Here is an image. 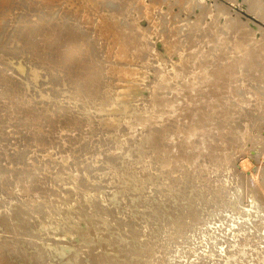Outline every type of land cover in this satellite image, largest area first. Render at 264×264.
Returning <instances> with one entry per match:
<instances>
[{
  "label": "rangeland",
  "instance_id": "1",
  "mask_svg": "<svg viewBox=\"0 0 264 264\" xmlns=\"http://www.w3.org/2000/svg\"><path fill=\"white\" fill-rule=\"evenodd\" d=\"M93 2L95 3L93 4ZM88 6H90V9ZM84 9H86V11ZM135 25L138 26L136 27ZM246 35L248 37H246ZM241 38L249 41V44L246 40L245 42ZM243 44L247 45V47L249 48H247ZM250 48L258 50H250ZM261 49L263 50V52ZM249 51H251L252 53L255 52V56L254 54L252 55V53H250ZM225 52H227L228 54ZM241 52H246L245 56L247 55L250 60L252 59L251 57L254 56L253 58L255 59H252L254 61H247L249 59H246L247 56L243 57L244 53L242 54L243 56H240ZM128 53L130 56H127ZM238 56L239 58H237ZM263 56L264 0H0V217L1 219L3 217L6 218L2 220L0 219V248L2 247V250L0 249V254L4 252L1 255L4 257L6 255V252L10 253L6 255L8 258L6 256L4 257L6 259H2V257L0 256V258L2 259H0V264H10V261L12 262L11 264H16V261L14 260L12 254H14V257L17 255L15 259L19 260H17L18 264L23 260L21 262L22 264L25 260H27V257L25 258V256H27L30 251L34 255H32L31 253V255H28V260L25 262L26 264H31L33 262V264H37V260L39 262L38 264L42 262H46L47 264L48 261L49 264H64V262H66L65 264H83V262L84 264H90V262L91 264H93L92 262L96 261L97 254L98 258L100 255L102 256V254H104L102 257L103 260H101V257L99 259V261L101 260L103 264L105 262V264H109L110 262H114L115 264V260H117V262L119 261L118 258H120V262H122L123 264H133V262L134 264H137L135 263V260L137 262L138 256L140 254L141 258H139L140 260H138V264H142V261L143 264H152L153 262V264H158V262H161L159 264H204V262L205 264H222V258L227 256L225 253L231 251L229 248H226L225 243V241L228 242L229 240H232V227L231 225H229V223L235 217L234 214H236V212L231 211V207L234 205V202H236L235 204H237L238 206L240 204V200V207H246V205H249L252 197V193L249 187L251 186V184H249V181H253L254 179L252 180V178H256L255 173L257 172L256 175H258L260 171L262 172H260L261 177L264 178V141L262 143L260 142V140H264L263 120L258 118L259 121H256V124L259 126V128L258 126L254 125L252 126L251 130L253 129V127L255 128V130L253 129L252 132L250 131V124H252L250 122H252L253 115L257 111L259 114L262 111L264 112V101L262 102V100H264V97H261V95L264 96V64H262L264 62ZM228 58H230V60ZM206 59L209 61L206 62ZM238 59L241 60V64L243 65L238 64L240 63ZM128 60L131 61L129 62ZM235 60H238V65L236 64ZM242 60L252 65L248 66L246 62H244V65V63H242ZM228 61H232V64ZM112 62H114V65ZM256 62L258 64L260 63L261 65L256 64ZM116 63L120 65L118 66ZM219 64L222 66V68L225 64L229 65L228 67H230L229 69L226 65L224 66L223 70L227 68L224 75V71L221 68L223 72H221V74L223 75H221V79L217 77L220 75V72L214 71L216 69H219L217 67ZM257 65L260 70H258ZM231 66L233 69H231ZM24 67L25 69H23ZM198 67L199 69H197ZM108 69H110V72ZM200 69L202 70V72H200ZM237 69L238 73L240 72L239 75L237 72H235ZM242 69L245 71L246 69H248V73H243L244 71ZM117 70H119V74H116ZM228 70L232 72V76L230 74V71ZM134 72L136 73L135 75ZM201 73H204L206 77ZM205 73L208 75H206ZM226 73L228 74L226 75ZM194 74H197V76L195 77ZM225 75L226 77H224ZM227 76L228 79H226ZM212 77H214L215 79L217 78L218 80H216L218 82L216 80L214 81ZM192 78L195 80H192ZM209 81L213 82V84H210ZM188 82H190V84ZM181 83H183V85L185 86L183 87ZM192 83L196 84L192 85ZM126 84H129V86ZM197 85L199 87V90ZM193 86L195 87L193 88ZM130 87L131 89H128ZM188 87H190V89ZM203 87L205 88L203 89ZM218 88L222 89L218 90ZM191 90H193L194 92H192ZM236 90L249 91L250 93L258 91V93L262 92L263 94L261 93L260 95L256 92L257 95L261 98L260 99L256 96V93L255 95L253 93V97H251V99H253H250V102L253 101V110L256 109V112L253 111L254 113H252L249 110H243V117H241L242 113L238 115L242 119L240 118L241 122H238L240 121L239 118V120H236L239 123H237L236 125H238L239 127L237 128L235 126V129H233V131H235L234 133L239 131L243 134V136L241 134L242 137L237 141L235 140L236 143H234V146L232 147L233 153L231 152L227 154L228 161L225 160V155L224 157H222V159L220 158L221 160L217 159L216 163L214 161H216V153L219 152V145L217 143L218 146L216 145V148L214 149L216 152H212V147L214 146V141L216 139V136L213 137V132L216 128L214 124L217 125L218 121L223 118L222 115H226L227 111L229 112V110L232 109L231 107H233L231 106L232 104L230 105V103V106L224 104V106L217 107V99L219 98L220 100H224V96L229 97V94L232 95V93ZM168 92L169 95L167 94ZM124 93L127 94V96L124 95ZM222 93H225L227 95L224 94V96L222 97ZM219 94L222 98L219 97ZM192 97L194 98L192 99ZM213 97L216 98L214 99ZM203 98L204 100L205 98L207 99L204 101ZM254 98L259 101V105L257 101V104H253L255 103ZM155 99L157 101L159 100L160 102L154 101ZM165 99H167L168 102ZM172 100L174 102H178L180 100V103H174ZM189 100L190 102H188ZM155 102L161 103L160 107H157L155 105ZM107 103L109 104V106L107 105ZM168 103H170L171 105H168ZM262 103L263 105H260ZM172 104H174V106ZM176 104L177 106L179 105L178 107L181 109H179ZM233 104L236 105L235 102ZM139 107L140 110L138 109ZM197 107L200 110H198ZM223 107L228 110H223L225 109ZM261 107L263 110L261 109ZM162 108L164 109V111ZM116 109L118 112H116ZM167 109L169 113L167 112ZM259 109L261 110L259 111ZM89 110L90 112H88ZM176 110L179 111L177 112ZM130 111L131 114L129 115ZM194 111L196 113L193 114ZM197 111H199V113H197ZM218 112H222V114L220 115L222 118L219 117ZM245 112L250 116H246ZM148 113L150 114L148 115ZM262 114V117L264 118V113ZM262 114H260V117ZM173 115L175 117H178L175 118ZM193 116L195 119L193 118ZM67 117L69 118L67 119ZM132 119L133 121L131 122ZM143 120L145 124H143ZM189 120H192V123ZM260 120L262 124H260ZM138 123H140V125ZM188 124L191 126H189ZM193 124L197 130H195ZM245 124L247 126V129L249 128L247 131V133H249V136L247 134V136L244 135L246 128ZM240 127L244 129L242 130ZM183 128H185V133ZM148 129L150 130L147 132ZM181 129L183 131H181ZM239 129H241L242 131ZM259 129H261L262 131ZM151 131L154 132V135ZM146 132L153 137L149 136ZM181 132L184 134H182ZM207 132H210V136ZM186 133H189V135H187ZM143 134L144 138H142ZM201 134L204 135L202 136ZM207 135L211 137V139H208ZM257 135H260L261 138L257 137ZM183 136L185 137L183 138ZM244 136L247 140L248 137L249 139H253L252 141H247ZM148 137H150L151 140ZM256 137L257 139L255 140L254 138ZM140 138L142 139L140 140ZM147 138L149 140H147ZM152 138H154V140ZM203 139L206 142H204ZM207 139L209 140L208 143ZM199 141L201 143H199ZM255 142L257 144H255ZM145 143H148L147 146ZM150 143L151 146L149 147ZM193 144L196 146H194ZM200 144L202 148H200ZM192 145L195 148H192ZM209 145H212V147L210 148ZM203 149H205L206 152H204ZM152 151H155V153H153ZM166 153H168L167 157ZM162 154L165 156H163ZM213 154L214 156H212ZM239 154L243 157H241ZM171 155L173 160L174 157L177 156L175 157V162L171 159ZM230 157H232L233 159ZM166 158L169 159L168 162ZM188 159L190 161H188ZM223 159L224 161H222ZM163 160L166 162H164ZM170 161L172 162V164ZM257 161L260 163L258 164ZM212 163L214 165L216 164V168ZM217 164L221 165L218 167ZM239 164H242L243 166L245 164L244 167H246L247 170ZM234 170H236V173L239 171L237 174H239L240 176L237 175V177L236 174L233 173ZM128 175L131 177H129ZM242 176L244 177V179L242 180H247L246 183L244 182L245 185L239 182L242 181ZM236 177L238 179L240 177L241 178L238 181ZM23 178L25 181L23 180ZM30 178L32 179L30 180ZM229 179L231 182L229 181ZM195 183L196 185H194ZM232 183L235 185H233ZM240 184L242 185L241 187L239 186ZM202 186L205 188H203ZM21 187L23 188L21 189ZM87 187L90 191H85L87 190ZM138 187H140V189ZM236 187L238 189L240 188L241 190H236ZM243 189H247L245 192H250L251 194L247 193V195L245 193V195H247L245 196ZM234 192H236L237 195H235ZM233 194L235 196H233ZM88 195L91 197H89ZM240 196L242 197V199ZM243 196L245 199L243 198ZM74 198L78 200L76 201ZM69 200H71V205L68 203L70 202ZM74 202H76V204ZM41 205L43 206L41 207ZM71 207L73 209H71ZM17 209L20 214L16 213V215H14ZM34 209L39 211H35ZM19 210L21 212L26 211L25 213H29L28 215L31 214L30 217L25 213H22V216H20L21 212ZM68 210L72 211L69 213ZM34 211L35 213H33ZM40 211L43 212L41 213V216L40 214H38V212L40 213ZM51 212L52 214L55 213L53 214V217ZM44 213L46 216H42ZM72 213L75 215H73ZM71 214L77 217H75L76 220ZM191 214L193 218L191 217ZM59 215L61 216V219L59 218ZM15 216H18L22 219L23 217H25L23 220H20L19 218V222L22 227L19 222L15 221L18 220V217L16 218ZM70 216L73 221L69 219ZM39 217H44L43 219H41L43 220V222H45L42 223V220H40ZM53 218L54 221L58 220V222L60 223L58 224V222L55 221V224ZM103 218H106V220ZM77 219H81L82 221H78ZM178 219L181 223V226L177 221ZM195 219H197L196 223L194 221ZM25 220L28 221L26 222ZM173 220H175L176 224H173ZM183 220L186 221L184 222ZM3 221H6V223H4ZM75 221L77 222V224H74L76 223ZM85 221H87L88 223ZM89 221H91L93 224ZM116 221H119V223H116ZM48 222L52 227L48 224ZM168 222H170V225H168ZM177 222L179 223V226ZM38 223L39 225H35ZM52 223H54V225ZM85 223H87L89 227L88 225H85ZM95 223L97 224V226L99 223L98 227L100 230H98V227ZM186 223L189 225H186ZM94 224L96 227L94 226ZM6 225L11 229L8 228V231L5 230L4 228L6 227ZM15 225L16 228H13L14 232H10V230H12V227H15ZM34 225L36 227H40L36 228ZM41 225L42 227H44L42 228ZM55 225H59L60 227H56ZM65 225L68 227L76 226V228L80 225V228L78 229L79 231L77 229H73L74 231H76L75 233L78 235V237L76 236L70 241L66 236V232L69 228L67 229ZM174 225L175 228H173ZM47 226L48 229H46V231L45 228H47ZM54 226L55 229L57 228V230L53 229ZM101 226L104 227V230L103 228L101 230ZM1 227L3 228L1 229ZM49 227L54 230V233L51 232L52 230H50ZM81 227L83 232L82 235L79 236ZM86 227L87 229H89L87 230ZM127 227L129 230L127 229ZM176 227H178V230L176 229ZM39 228L44 229H41V232L43 231L45 233H41ZM59 228L62 229V232H65L61 233V230H59ZM16 229L19 232L15 231ZM20 230L24 231L25 234ZM9 232L10 236L7 235ZM12 232L15 234L19 233V237L17 234L16 236L15 234L11 235ZM28 232H30L31 237ZM59 232L61 234H59ZM87 233H90V236L89 234L86 236ZM174 233H176V235ZM20 234H22V236H29H26L25 239L24 236L22 237ZM51 234L56 238V243L53 240L54 237ZM83 234L87 238H83ZM32 235H36L33 237V243L31 242ZM20 237H22L24 241H21ZM47 237H49L53 242H49V238ZM28 238L31 240H29ZM58 238L59 241L61 239L60 242H62V244L67 246L66 248L64 245L61 246L60 242L57 241ZM14 239L17 242H19L20 240V242L16 243ZM45 239H47V243L45 242ZM81 239H84V241H82ZM27 240H29V243H32L33 245L30 246L31 244L25 243L27 242ZM98 240H100L101 243ZM164 240L166 243L163 242ZM73 241L75 242L74 246L72 244ZM80 241H82L83 243H81ZM222 241L223 243H221ZM63 242L68 244H65ZM70 242L72 245L70 244ZM22 243L23 245H21ZM39 243H41L42 245ZM189 243L193 247H190V245H188ZM216 243L222 245L218 246V244ZM17 244H19L18 247ZM2 245L5 246V248ZM172 246H174V248ZM17 248H20L19 251H17ZM45 248H47L48 251H46L47 249ZM74 248L75 250H73ZM159 248L160 250H158ZM161 248L163 250H161ZM225 248L226 250H224ZM14 249L15 251H17L16 255L14 253ZM40 250H42L43 253H40L44 255V257H41L42 255H39ZM50 250L53 252L52 255ZM72 250H77L76 253H78L73 255V253L75 252H73ZM122 250L125 252H122ZM32 251H37L36 254H38V256H36ZM90 251L94 254L92 255ZM126 251H129L128 254L126 253ZM176 251L179 253H177ZM118 252H121V254H119ZM145 252L147 253V255L150 253L151 255L153 254V257L149 255L146 256L147 259H145ZM17 253L20 254L18 255ZM25 253H27V255H25ZM49 253L51 256L49 255ZM64 253H66L68 257ZM86 253H91V255H88ZM123 253H125V256ZM156 253L157 255H155ZM187 253L190 255L188 256ZM23 254L24 256H20ZM107 254H110L109 256H114L111 257V261L108 259L110 257ZM116 254L119 255L116 256ZM131 254L134 256H132ZM85 255H88V257L91 256L93 260L95 259V261H89L91 260V258H87ZM120 255H122V258ZM197 255L201 257L199 258ZM71 256L78 258V261L80 259V263L75 258L72 261L71 259L73 257ZM105 256L109 261L106 260ZM123 256L126 257L125 260ZM128 256V260L130 263L126 260ZM218 256H220V258ZM23 257L25 259H23ZM54 257L57 258L54 259ZM158 257L161 259H159ZM38 258L42 259L40 260ZM7 259H10L9 263ZM60 260H62V263ZM74 260L77 262L74 263ZM13 261L15 262L13 263ZM99 261L97 260V263L94 264H102L100 263L101 261ZM120 262L119 264H122Z\"/></svg>",
  "mask_w": 264,
  "mask_h": 264
},
{
  "label": "bare ground",
  "instance_id": "2",
  "mask_svg": "<svg viewBox=\"0 0 264 264\" xmlns=\"http://www.w3.org/2000/svg\"><path fill=\"white\" fill-rule=\"evenodd\" d=\"M127 1H128V0H127ZM140 1H141V0H140ZM89 3H90V2H89ZM94 3H95V2H93V4H94ZM82 5H83V4H82ZM95 5H96V4H95ZM124 6H125V5H124ZM85 7H86V5H85ZM88 7H89V9H90V6H88ZM81 8H82V7H81ZM83 8H84V7H83ZM91 8H92V7H91ZM84 10L86 11V9H84ZM210 10H211V9H210ZM91 11H92V10H91ZM99 12H100V11H99ZM210 12H211V11H210ZM108 14H109V13H108ZM99 15H100V14H99ZM106 16H107V15H106ZM95 18H96V17H95ZM103 18H104V17H103ZM134 18H135V17H134ZM105 19H106V18H105ZM105 19H104V20H105ZM113 19H114V17H113ZM113 19H112V20H113ZM98 20H99V19H98ZM101 20H102V19H101ZM109 20H110V19H109ZM115 20H116V19H115ZM213 20H214V19H213ZM96 21H97V20H96ZM133 21H134V20H133ZM216 21H217V20H216ZM105 22H106V21H105ZM111 22H112V21H111ZM218 22H219V21H218ZM99 23H100V22H99ZM212 23H213V22H212ZM110 24H111V23H110ZM116 24H117V23H116ZM228 24H229V23H228ZM135 26H136V25H135ZM137 26H138V25H137ZM137 26H136V27H137ZM210 26H211V25H210ZM230 26H231V25H230ZM106 27H108V26H106ZM227 27H229V26H227ZM103 28H104V27H103ZM112 28H113V27H112ZM121 28H122V27H121ZM134 28H135V27H134ZM210 28H211V27H210ZM231 28H232V27H231ZM96 29H97V28H96ZM131 29H132V28H131ZM205 29H206V28H205ZM208 29H209V28H208ZM218 29H219V28H218ZM227 29H228V28H227ZM242 29H243V28H242ZM113 30H114V29H113ZM210 30H211V29H210ZM225 30H226V29H225ZM228 30H229V29H228ZM109 31H110V30H109ZM111 31H112V30H111ZM208 31H209V30H208ZM232 31H233V30H232ZM98 32H99V31H98ZM98 32H97V33H98ZM234 32H235V31H234ZM219 33H220V32H219ZM100 34H101V32H100ZM100 34H99V35H100ZM109 34H112V33H109ZM212 34H214V33H212ZM236 34H237V33H236ZM246 34H247V33H246ZM138 35H139V34H138ZM147 35H148V34H147ZM200 35H201V34H200ZM231 35H232V33H231ZM237 35H238V34H237ZM244 35H245V34H244ZM116 36H117V35H116ZM250 36H251V35H250ZM135 37H136V36H135ZM204 37H206V36H204ZM209 37H210V36H209ZM211 37H212V36H211ZM227 37H228V35H227ZM227 37H226V38H227ZM241 37H242V36H241ZM246 37H248V36L246 35ZM132 38H133V37H132ZM198 38H199V36H198ZM219 38H221V37H219ZM230 38H231V37H230ZM29 39H30V38H29ZM130 39H131V38H130ZM136 39H137V38H136ZM149 39H150V38H149ZM239 39H240V38H239ZM241 39H243V38H241ZM252 39H253V38H252ZM143 40H144V39H143ZM143 40H142V41H143ZM243 40H244V39H243ZM245 40H246V39H245ZM245 40H244V41H245ZM132 41H133V40H132ZM147 41H148V40H147ZM219 41H220V40H219ZM237 41H238V40H237ZM246 41H247V40H246ZM246 41H245V42H246ZM252 41H253V40H252ZM28 42H29V41H28ZM225 42H226V41H225ZM241 42H242V41H241ZM248 42H249V41H247V43H248ZM257 42H258V41H257ZM129 43H130V40H129ZM201 43H202V42H201ZM237 43H239V42H237ZM121 44H122V43H121ZM134 44H135V43H134ZM142 44H143V43H142ZM226 44H227V43H226ZM248 44H249V43H248ZM29 45H30V44H29ZM143 45H144V44H143ZM240 45H241V44H240ZM243 45H245V44H243ZM110 46H111V45H110ZM140 46H141V45H140ZM218 46H219V45H218ZM245 46L247 47V45H245ZM116 47H117V46H116ZM116 47H115V48H116ZM123 47H124V46H123ZM207 47H208V46H207ZM240 47H241V46H240ZM219 48H220V47H219ZM226 48H227V47H226ZM247 48H249V47H247ZM251 48H252V47H251ZM251 48H250V50H255V49H251ZM254 48H255V47H254ZM113 49H114V48H113ZM127 49H129V48H127ZM146 49H147V48H146ZM142 50H143V49H142ZM186 50H187V49H186ZM257 50H258V49H257ZM257 50H255V51H257ZM261 50H262V49H261ZM127 51H128V50H127ZM150 51H151V50H150ZM200 51H201V50H200ZM245 51H247V50H245ZM124 52H125V51H124ZM131 52H132V51H131ZM205 52H206V51H205ZM227 52H228V51H227ZM227 52H225V53H227ZM249 52L252 53L251 51H249ZM260 52H261V51H260ZM260 52H259V53H260ZM262 52H263V50H262ZM110 53H111V52H110ZM112 53H113V52H112ZM120 53H122V52H120ZM139 53H140V52H139ZM157 53H158V52H157ZM203 53H204V52H203ZM220 53H221V52H220ZM220 53H219V54H220ZM237 53H238V52H237ZM243 53H244V52H241L240 56H243V55H242ZM254 53H255V52H254ZM254 53H252V55H253ZM117 54H118V53H117ZM154 54H155V53H154ZM198 54H199V53H198ZM227 54H228V53H227ZM227 54H226V55H227ZM245 54H246V52L244 53V56H243V57H246V56H247V55L245 56ZM248 54H249V53H248ZM122 55H123V54H122ZM138 55H139V54H138ZM212 55H213V54H212ZM233 55H234V54H233ZM250 55H251V54H250ZM250 55H249V56H250ZM113 56H114V55H113ZM127 56H130L129 53H128ZM224 56H225V55H224ZM254 56H255V54H254ZM254 56H253V57H254ZM257 56H258V55H257ZM124 57H125V56H124ZM132 57H133V56H132ZM139 57H140V56H139ZM144 57H145V56H144ZM213 57H214V56H213ZM253 57H251V58H252V59H255V58H253ZM260 57H261V56H260ZM263 57H264V56H263ZM115 58H116V56H115ZM119 58H120V55H119ZM146 58H147V57H146ZM192 58H193V57H192ZM192 58H191V59H192ZM221 58H222V57H221ZM224 58H225V57H224ZM230 58H231V57H230ZM230 58H228V59L230 60ZM237 58H239V56H238ZM237 58H235V59H237ZM247 58H248V56L246 57V59H247ZM257 58H258V57H257ZM117 59H118V58H117ZM136 59H137V58H136ZM240 59H241V58H240ZM248 59H249V58H248ZM252 59H251V60H252ZM204 60H205V59H204ZM214 60H215V59H214ZM216 60H217V59H216ZM221 60H222V59H221ZM232 60H234V59H232ZM238 60H239V59H238ZM238 60H235V61H236V64H237ZM251 60L249 59V60H247V61H251ZM128 61H129V60H128ZM130 61H131V60H130ZM130 61H129V62H130ZM208 61H209V60L206 59V62H208ZM239 61H240V63H238V64L243 65V64H241V60H239ZM242 61H243V60H242ZM252 61H254V60H252ZM260 61H262V60H260ZM8 62H9V61H8ZM13 62H14V61H13ZM134 62H135V61H134ZM160 62H162V61H160ZM180 62H181V61H180ZM204 62H205V61H204ZM228 62L232 64V61H231V62L228 61ZM228 62H226V63H228ZM244 62H246V61H243L242 63H244ZM257 62H258V60H257ZM257 62H256V64H258ZM11 63H12V62H11ZM112 63H113V65H114V62H112ZM249 63H251V62H249ZM261 63H262V62H261ZM116 64H117V63H116ZM116 64H115V65H116ZM123 64H124V63H123ZM132 64H133V63H132ZM154 64H155V63H154ZM209 64H210V63H209ZM231 64H230V65H231ZM234 64H235V63H234ZM238 64H237V65H238ZM246 64H248V63L246 62ZM262 64H264V62H263ZM11 65H12V64H11ZM15 65H16V64H15ZM113 65H112V66H113ZM117 65L119 66L120 64H117ZM125 65H126V64H125ZM125 65H124V66H125ZM135 65H136V64H135ZM201 65H202V64H201ZM210 65H211V64H210ZM225 65H226V64H225ZM225 65H224V66H225ZM237 65H236V66H237ZM240 65H239V66H240ZM244 65H245V63H244ZM249 65H252V64H248V66H249ZM258 65H261V64L259 63ZM258 65H257V68H258ZM121 66H122V65H121ZM121 66H120V67H121ZM216 66H217V65H216ZM224 66H223V68H224ZM226 66L228 67L229 65H226ZM233 66H234V65H233ZM236 66H235V68H236ZM262 66H263V65H262ZM32 67H33V66H32ZM126 67H127V66H126ZM138 67H139V66H138ZM217 67H218L219 69H218V70L216 69V70H214V71H219V72H220V75H219V76H217L218 74L216 73V74H217L216 76L220 78V77H222V76L225 74V72H226L225 70H227V68H225V70H223V68H222V66H221L220 64H219ZM131 68H132V67H131ZM142 68H143V67H142ZM221 68H222V70L224 71V73L222 72ZM228 68L230 69V67H228ZM243 68H245V67H243ZM255 68H256V66H255ZM23 69H25V67H24ZM125 69H126V68H125ZM186 69H187V68H186ZM195 69H196V68H195ZM195 69H194V70H195ZM197 69H199V67H198ZM231 69H233L232 66H231ZM250 69H251V67H250ZM34 70H35V69H34ZM108 70H109V72H110V69H108ZM119 70H120V69H119ZM119 70H117L116 74H119V73H118ZM171 70H172V69H171ZM203 70H204V69H203ZM240 70H241V69H240ZM242 70H243V69H242ZM258 70H260V69L258 68ZM262 70H263V69H262ZM262 70H261V71H262ZM32 71H33V70H32ZM130 71H131V69H130ZM196 71H198V70H196ZM228 71H230V70H228ZM243 71H244V72H243ZM243 71H242L243 73H246V72L248 71V69H246V71H245V70H243ZM20 72H21V71H20ZM24 72H25V71H24ZM28 72H29V71H28ZM34 72H35V71H34ZM175 72H176V71H175ZM184 72H185V71H184ZM200 72H202L201 69H200ZM203 72H204V71H203ZM219 72H218V73H219ZM221 72L223 73V75L221 74ZM233 72H234V70H233ZM235 72L238 73V69H237ZM37 73H38V72H37ZM120 73H121V71H120ZM131 73H132V72H131ZM181 73H182V72H181ZM194 73H195V72H194ZM209 73H210V72H209ZM239 73H240V72H239ZM239 73H238V75H239ZM247 73H248V72H247ZM38 74H39V73H38ZM124 74H125V73H124ZM135 74H136V73L134 72V75H135ZM138 74H139V73H138ZM138 74H137V75H138ZM140 74H141V72H140ZM174 74H175V73H174ZM185 74H186V73H185ZM185 74H184V75H185ZM188 74H189V73H188ZM192 74H193V73H192ZM201 74H202V73H201ZM205 74H206V73H205ZM227 74H228V73H226V75H227ZM230 74H231V76L233 75L231 71H230ZM30 75H31V74H30ZM134 75H133V76H134ZM145 75H146V74H145ZM172 75H173V74H172ZM184 75H183V76H184ZM186 75H187V74H186ZM194 75H195V77L197 76V74H194ZM202 75H204V73H203ZM206 75H208V74H206ZM221 75H222V76H221ZM226 75H225L224 77H226ZM241 75H242V74H241ZM241 75H240V76H241ZM243 75H244V74H243ZM247 75H249V74H247ZM247 75H246V76H247ZM35 76H36V75H35ZM116 76H117V75H116ZM120 76H121V75H120ZM127 76H128V75H127ZM142 76H143V75H142ZM165 76H167V75H165ZM177 76H179V75H177ZM177 76H176V78H177ZM180 76H181V74H180ZM188 76H190V75H188ZM204 76H205V75H204ZM204 76H203V77H204ZM212 76H214V75H212ZM216 76H215V77H216ZM244 76H245V75H244ZM253 76H254V75H253ZM255 76H256V74H255ZM257 76H258V75H257ZM30 77H31V76H30ZM121 77H122V76H121ZM129 77H130V76H129ZM160 77H161V76H160ZM205 77H206V76H205ZM233 77H234V76H233ZM33 78H34V77H33ZM118 78H119V77H118ZM131 78H132V77H131ZM133 78H134V77H133ZM140 78H141V77H140ZM161 78H162V77H161ZM165 78H166V77H165ZM171 78H172V77H171ZM171 78H170V79H171ZM174 78H175V77H174ZM183 78H184V77H183ZM183 78H182V79H183ZM186 78H187V77H186ZM250 78H251V77H250ZM259 78H260V77H259ZM262 78H263V77H262ZM120 79H121V78H120ZM158 79H159V78H158ZM190 79H191V78H190ZM212 79L215 81L217 78L215 79L214 77H212ZM220 79H221V78H220ZM222 79H224V78H222ZM226 79H228V76H227ZM237 79H238V77H237ZM132 80H133V79H132ZM141 80H142V79H141ZM164 80H166V79H164ZM175 80H176V79H175ZM192 80H195V79L192 78ZM217 80H218V79H217ZM217 80H216V81H217ZM143 81H144V80H143ZM167 81H168V79H167ZM187 81H188V80H187ZM196 81H197V80H196ZM204 81H205V80H204ZM219 81H220V80H219ZM222 81H223V80H222ZM235 81H236V80H235ZM124 82H125V81H124ZM178 82H179V81H178ZM178 82H177V83H178ZM185 82H186V80H185ZM191 82H194V81H191ZM209 82H210V84H213V82H211V81H209ZM217 82H218V81H217ZM121 83H122V82H121ZM136 83H137V81H136ZM155 83H156V82H155ZM160 83H161V81H160ZM169 83H170V82H169ZM188 83L190 84V82H188ZM188 83H187V84H188ZM200 83H201V82H200ZM203 83H204V82H203ZM226 83H227V81H226ZM139 84H140V83H139ZM165 84H166V83H165ZM171 84H172V83H171ZM179 84H180V83H179ZM181 84L183 85V83H181ZM184 84H185V83H184ZM195 84H196V83H195ZM195 84L192 83V85H195ZM197 84H198V82H197ZM210 84H209V85H210ZM223 84H224V83H223ZM234 84H235V83H234ZM238 84H239V83H238ZM243 84H244V82H243ZM123 85H124V84H123ZM126 85L129 86V84H126ZM130 85H131V84H130ZM209 85H208V86H209ZM215 85H216V84H215ZM219 85H220V84H219ZM159 86H160V85H159ZM164 86H165V85H164ZM167 86H168V85H167ZM173 86H174V85H173ZM177 86H178V85H177ZM184 86H185V85H183V87H184ZM187 86H188V85H187ZM242 86H243V85H242ZM119 87H120V86H119ZM190 87H191V86H190ZM190 87H188V88L190 89ZM194 87H195V86H193V88H194ZM197 87H198V85H197ZM197 87H196V88H197ZM211 87H212V86H211ZM227 87H228V86H227ZM230 87H231V86H230ZM123 88H124V87H123ZM126 88H127V87H126ZM126 88H125V89H126ZM137 88H138V87H137ZM178 88H179V87H178ZM181 88H182V87H181ZM204 88H205V87H203V89H204ZM234 88H235V87H234ZM236 88H237V87H236ZM242 88H243V87H242ZM261 88H262V87H261ZM128 89H131V87L128 88ZM134 89H135V87H134ZM139 89H140V88H139ZM214 89H215V88H214ZM219 89H222V88H218V90H219ZM232 89H233V88H232ZM251 89H252V88H251ZM263 89H264V88H263ZM136 90H137V89H136ZM141 90H142V89H141ZM181 90H182V89H181ZM198 90H199V87H198ZM211 90H212V88H211ZM215 90H216V89H215ZM226 90H227V89H226ZM114 91H115V90H114ZM123 91H124V90H123ZM129 91H130V90H129ZM134 91H135V90H134ZM152 91H153V90H152ZM173 91H175V90H173ZM191 91L194 92L193 90H191ZM220 91H221V90H220ZM237 91H238V90H236L235 92L232 91L233 93L231 92L232 95L229 94V97H228V96L225 97V96H224L225 93H222V94H223L222 97L224 96V97H223L224 100H220L219 98L217 99V107L224 106V104L229 105V103H230V105L232 104L231 106H233V107H231L232 109L229 110V112L227 111V114H226V115H222L223 118L220 116V115L222 114V112H221V113L218 112V113H219V117L222 118V119H221L220 121H218L217 125L214 124V126H215L216 128H215V130H214V132H213V134H214L213 137L216 136V137H215L216 139H215V141H214V142H215V143H214V146H213V147H212V145H211V146L209 145V146H210V148L212 147V150H213L212 152H214V151H215L214 149L216 148L217 143H218V145H219V147H218V148H219V152L216 153V155H215V159H216V161H214V162H216V163H217V159L221 160L222 157H224L225 155H226V159H225V160L228 161V159H227V156H228V155H227V154H229V153L232 152V147L234 146V143H236V141H237L238 139H240V138L243 136V134H242L241 132L238 131V132L234 133L235 131H233V129H235V126H236L237 128L239 127V126L236 125V124H237L238 122H241V119H242L241 117H243V113H244L243 110H249V111L252 112V113H254L253 111L256 112V109L253 110V107H254V106H252V102H253V101L250 102V99H251V97H253V93H254V95H255V93H256V92L258 93V91H256V92H255V91H254V92L252 91L253 93H250L249 91H238V92H237ZM76 92H77V91H76ZM78 92H79V91H78ZM121 92H122V91H121ZM121 92H120V93H121ZM171 92H172V91H171ZM187 92H188V91H187ZM187 92H186V93H187ZM189 92H190V91H189ZM195 92H197V91H195ZM202 92H203V91H202ZM120 93H119V94H120ZM176 93H177V92H176ZM205 93H206V92H205ZM209 93H210V92H209ZM214 93H215V92H214ZM226 93H227V92H226ZM257 93H256V96L259 97V96L257 95ZM261 93H262V92H260V93H258V94L261 95ZM107 94H108V93H107ZM128 94H129V93H128ZM132 94H134V93H132ZM150 94H151V93H150ZM167 94L169 95V92H168ZM188 94H189V93H188ZM188 94H187V95H188ZM206 94H207V93H206ZM220 94H221V93H220ZM220 94H219V97H221ZM227 94H228V93H227ZM227 94H225V95H227ZM262 94H263V93H262ZM124 95L127 96V94H125V93H124ZM173 95H174V94H173ZM183 95H184V94H183ZM210 95H211V94H210ZM230 95H231V96H230ZM114 96H115V95H114ZM120 96H121V95H120ZM155 96H157V95H155ZM163 96H164V95H163ZM177 96H178V95H177ZM190 96H191V95H190ZM215 96H216V94H215ZM117 97H118V96H117ZM165 97H166V96H165ZM180 97H181V96H180ZM180 97H179V98H180ZM209 97H210V96H209ZM222 97H221V98H222ZM261 97L263 98L264 96L261 95ZM76 98H77V97H76ZM79 98H80V97H79ZM81 98H82V97H81ZM84 98H85V97H84ZM87 98H88V97H87ZM125 98H126V97H125ZM162 98H163V97H162ZM184 98H185V97H184ZM189 98H190V97H189ZM189 98H188V99H189ZM193 98H194V97H192V99H193ZM195 98H196V96H195ZM213 98H214V97H213ZM215 98H216V97H215ZM215 98H214V99H215ZM230 98H231V99H230ZM259 98H260V97H259ZM120 99H122V98H120ZM157 99H158V98H157ZM160 99H161V98H160ZM177 99H178V98H177ZM206 99H207V98H205V100H206ZM229 99H230V101H229ZM233 99H234V100H233ZM252 99H253V98H252ZM252 99H251V100H252ZM260 99H261V98H260ZM260 99H259V100H260ZM165 100H167V99H165ZM183 100H184V99H183ZM203 100H204V98H203ZM205 100H204V101H205ZM208 100H209V99H208ZM232 100H233V101H232ZM254 100H255V103H253V104H257V103L259 102V101H258L257 99H255V98H254ZM77 101H78V100H77ZM110 101H111V100H110ZM110 101H108V102H110ZM115 101H116V100H115ZM121 101H122V100H121ZM154 101L158 102L159 100L157 101V100L155 99ZM163 101H164V100H163ZM172 101H173V100H172ZM175 101H176V99H175ZM179 101H180V100H179ZM179 101H178V102H179ZM195 101H196V100H195ZM195 101H192V102H195ZM201 101H202V100H201ZM256 101H257V103H256ZM263 101H264V100H262V102H263ZM91 102H92V101H91ZM101 102H102V101H101ZM106 102H107V100H106ZM112 102H113V100H112ZM119 102H120V100H119ZM156 102H155V105H156L157 107H160V104H161V103H156ZM159 102H160V101H159ZM167 102H168V100H167ZM167 102H166V103H167ZM170 102H171V101H170ZM173 102H174V101H173ZM173 102H172V103H173ZM178 102H174V103H178ZM186 102H187V101H186ZM188 102H190V100H189ZM234 102L236 103V105L233 104ZM260 102H261V101H260ZM98 103H99V102H98ZM115 103H116V102H115ZM117 103H118V102H117ZM179 103H180V102H179ZM213 103H215V102H213ZM263 103H264V102H263ZM263 103L260 104V105H263ZM121 104H122V103H121ZM163 104H164V103H163ZM169 104H170V103H168V105H169ZM186 104H187V103H186ZM186 104H185V105H186ZM191 104H193V103H191ZM202 104H203V103H202ZM205 104H206V103H205ZM86 105H87V104H86ZM107 105L109 106L108 103H107ZM107 105H106V106H107ZM110 105H111V104H110ZM112 105H113V104H112ZM124 105H125V104H124ZM144 105H145V104H144ZM147 105H148V104H147ZM149 105H150V104H149ZM165 105H166V104H165ZM165 105H164V106H165ZM170 105H171V104H170ZM172 105L174 106V104H172ZM196 105H197V104H196ZM230 105H229V106H230ZM258 105H259V103H258ZM258 105H257V108H258ZM106 106H105V107H106ZM151 106H152V105H151ZM153 106H154V105H153ZM162 106H163V105H162ZM176 106H177V104H176ZM176 106H175V108H176ZM178 106H179V105H178ZM178 106H177V107H178ZM182 106H184V105H182ZM187 106H188V105H187ZM197 106H198V105H197ZM208 106H209V104H208ZM255 106H256V105H255ZM263 106H264V105H263ZM263 106H262V107H263ZM102 107H103V106H102ZM110 107H111V106H110ZM125 107H126V106H125ZM144 107H146V106H144ZM144 107H142V108H144ZM217 107H216V108H217ZM262 107H261V109H262ZM85 108H86V107H85ZM95 108H96V107H95ZM100 108H101V107H100ZM107 108H108V107H107ZM178 108H179V107H178ZM195 108H196V107H195ZM207 108H208V107H207ZM223 108H225V107H223ZM88 109H89V108H88ZM111 109H112V108H111ZM113 109H114V108H113ZM135 109H137V108H135ZM138 109L140 110V107H139ZM147 109H148V108H147ZM158 109H159V108H158ZM162 109H163V108H162ZM171 109H172V108H171ZM179 109H181V108H179ZM197 109H198V107H197ZM217 109H218V108H217ZM220 109H221V108H220ZM261 109H259V111H260ZM97 110H98V109H97ZM108 110H109V109H108ZM133 110H134V108H133ZM139 110H138V111H139ZM144 110H145V109H144ZM174 110H175V109H174ZM194 110H195V109H194ZM198 110H200V109H198ZM212 110H213V109H212ZM221 110H222V109H221ZM223 110H228V109L225 108V109H223ZM262 110H263V109H262ZM111 111H112V110H111ZM123 111H124V110H123ZM126 111H127V110H126ZM126 111H125V112H126ZM146 111H147V110H146ZM163 111H164V109H163ZM165 111H166V110H165ZM176 111H177V110H176ZM176 111H175V112H176ZM178 111H179V110H178ZM178 111H177V112H178ZM185 111H186V110H185ZM214 111H215V110H214ZM81 112H82V111H81ZM86 112H87V111H86ZM88 112H90V110H89ZM99 112H100V111H99ZM116 112H118L117 109H116ZM132 112H134V111H132ZM167 112H168V109H167ZM170 112H172V111H170ZM186 112H187V111H186ZM223 112H224V111H223ZM121 113H122V112H121ZM140 113H141V111H140ZM156 113H157V112H156ZM158 113H159V112H158ZM164 113H165V112H164ZM168 113H169V112H168ZM179 113H180V112H179ZM189 113H190V112H189ZM191 113H192V111H191ZM194 113H196V112L194 111L193 114H194ZM197 113H199V111H197ZM241 113H242V116H241V117L238 116V115L241 114ZM245 113H246V112H245ZM262 113H264V112L262 111L260 114H262ZM85 114H86V113H85ZM92 114H93V113H92ZM106 114H107V113H106ZM123 114H124V113H123ZM130 114H131V111H130L129 115H130ZM145 114H146V112H145ZM149 114H150V113H148V115H149ZM151 114H152V113H151ZM175 114H176V113H175ZM184 114H185V112H184ZM193 114H192V115H193ZM250 114H251V113H250ZM260 114H259L258 111H257V112L254 114L255 116L253 115V117H252V115H251V117H252V122H250V123H252V124L249 123V124L251 125V127H250V125H249V127H250V131H251V132H252L253 129L255 130L254 127H253V129L251 130L252 126H254V125L258 126V125L256 124V123H257L256 121H259L258 118L261 119V120H263V124H264V118L262 117L263 114L261 115V117H260ZM137 115H138V114H137ZM141 115H142V114H141ZM154 115H155V114H154ZM160 115H161V114H160ZM164 115H165V114H164ZM167 115H168V114H167ZM171 115H172V114H171ZM200 115H201V114H200ZM208 115H209V114H208ZM236 115H237V116H236ZM247 115H249V114L246 113V116H247ZM70 116H71V115H70ZM126 116H127V114H126ZM133 116H135V115H133ZM138 116H139V115H138ZM173 116H174V115H173ZM201 116H202V115H201ZM203 116H204V115H203ZM212 116H213V115H212ZM216 116H217V115H216ZM249 116H250V115H249ZM249 116H248V117H249ZM89 117H90V116H89ZM116 117H117V116H116ZM123 117H124V116H123ZM148 117H149V116H148ZM148 117H147V119H148ZM155 117H156V116H155ZM174 117H175V116H174ZM176 117H178V116H176ZM176 117H175V118H176ZM191 117H192V116H191ZM244 117H245V116H244ZM68 118H69V117H67V119H68ZM80 118H81V117H80ZM80 118H78V119H80ZM92 118H93V117H92ZM99 118H100V117H99ZM101 118H102V117H101ZM136 118H137V117H136ZM141 118H143V117H141ZM141 118H140V119H141ZM144 118H145V117H144ZM157 118H158V117H157ZM163 118H164V117H163ZM189 118H190V117H189ZM193 118H194V116H193ZM238 118H239V119L241 118V119H240V121L237 122L236 120H237ZM246 118H247V117H246ZM45 119H46V118H45ZM47 119H48V118H47ZM49 119H50V118H49ZM90 119H91V118H90ZM110 119H111V118H110ZM122 119H123V118H122ZM126 119H127V118H126ZM130 119H131V118H130ZM138 119H139V118H138ZM191 119H192V118H191ZM194 119H195V118H194ZM198 119H199V118H198ZM215 119H216V118H215ZM218 119H219V118H218ZM239 119H238V120H239ZM248 119H249V118H248ZM103 120H104V119H103ZM103 120H102V121H103ZM107 120H108V119H107ZM128 120H129V118H128ZM162 120H163V119H162ZM213 120H214V119H213ZM244 120H245V119H244ZM250 120H251V119H250ZM261 120H260V122H261ZM69 121H70V120H69ZM73 121H74V120H73ZM81 121H82V120H81ZM84 121H85V120H84ZM132 121H133V119L131 120V122H132ZM146 121H147V120H146ZM189 121H191V123H192V120H189ZM216 121H217V120H216ZM85 122H86V121H85ZM89 122H90V120H89ZM109 122H110V121H109ZM124 122H125V121H124ZM134 122H135V121H134ZM134 122H133V123H134ZM194 122H195V121H194ZM199 122H200V121H199ZM51 123H52V122H51ZM79 123H80V122H79ZM118 123H119V122H118ZM126 123H128V122H126ZM146 123H147V122H146ZM187 123H188V122H187ZM215 123H216V122H215ZM258 123H259V122H258ZM87 124H88V123H87ZM90 124H91V123H90ZM105 124H106V123H105ZM112 124H113V123H112ZM136 124H137V123H136ZM138 124L140 125V123H138ZM143 124H145V123H144V120H143ZM149 124H150V123H149ZM176 124H177V123H176ZM189 124H190V123H189ZM189 124H188V125H189ZM194 124H195V123H194ZM194 124H193V126H194ZM238 124H239V123H238ZM260 124H262V122H261ZM73 125H74V124H73ZM115 125H116V124H115ZM117 125H118V124H117ZM134 125H135V124H134ZM146 125H147V124H146ZM201 125H202V124H201ZM201 125H200V126H201ZM240 125H241V124H240ZM87 126H89V125H87ZM118 126H119V125H118ZM124 126H125V125H124ZM144 126H145V125H144ZM178 126H179V125H178ZM184 126H185V125H184ZM189 126H191V125H189ZM189 126H188V127H189ZM193 126H192V127H193ZM196 126H197V124H196ZM200 126H199V128H200ZM245 126H246V124H245ZM245 126H244V127H245ZM256 126H255V127H256ZM261 126H262V125H261ZM261 126H260V127H261ZM115 127H116V126H115ZM132 127H133V126H132ZM138 127H139V126H138ZM173 127H174V126H173ZM204 127H205V126H204ZM204 127H203V128H204ZM129 128H130V127H129ZM134 128H136V127H134ZM176 128H177V126H176ZM179 128H181V127H179ZM194 128H195V126H194ZM240 128L242 129V127H240ZM256 128H257V127H256ZM258 128H259V126H258ZM57 129H58V128H57ZM126 129H127V128H126ZM187 129H188V128H187ZM205 129H206V128H205ZM210 129H211V128H210ZM241 129H239V130H241ZM243 129H244V128H243ZM243 129H242V130H243ZM248 129H249V128H248ZM248 129H247V126H246V128H245V134H244V135H246V134L248 135V134H249V133H247ZM261 129H262V128H261ZM261 129H259V130H261ZM124 130H125V129H124ZM131 130H132V129H131ZM149 130H150V129H148L147 132H148ZM161 130H162V129H161ZM163 130H164V129H163ZM177 130H180V129H177ZM183 130H184V133H185V128H183ZM183 130L181 129V131H183ZM192 130H193V129H192ZM195 130H197V129L195 128ZM206 130H207V129H206ZM237 130H238V129H237ZM242 130H241V131H242ZM256 130H257V129H256ZM153 131H154V130H153ZM159 131H160V130H159ZM167 131H168V130H167ZM200 131H202V130H200ZM204 131H205V130H204ZM204 131H203V133H204ZM210 131H212V130H210ZM261 131H262V130H261ZM126 132H127V131H126ZM130 132H131V131H130ZM147 132H146V133H147ZM151 132H152V131H151ZM155 132H156V131H155ZM177 132H178V131H177ZM191 132H192V131H191ZM198 132H199V131H198ZM198 132H197V133H198ZM112 133H113V132H112ZM132 133H133V132H132ZM152 133H153V135H154V132H152ZM152 133H151V134H152ZM158 133H159V132H158ZM158 133H157V134H158ZM179 133H180V131H179ZM181 133H182V132H181ZM184 133H182V134H184ZM205 133H206V132H205ZM207 133H208V132H207ZM209 133H210V132H209ZM209 133H208V134H209ZM124 134H125V133H124ZM147 134H148V133H147ZM147 134H146V137H147ZM157 134H156V135H157ZM160 134H161V132H160ZM186 134L189 135V133H186ZM186 134H185V135H186ZM241 134H242V136H241ZM148 135H149V134H148ZM156 135H155V136H156ZM197 135H198V134H197ZM201 135H202V134H201ZM203 135H204V134H203ZM203 135H202V136H203ZM247 135H246V136H247ZM250 135H251V134H250ZM262 135H263V134H262ZM127 136H128V135H127ZM133 136H134V134H133ZM149 136H152V135H149ZM161 136H162V135H161ZM175 136H176V135H175ZM198 136H199V135H198ZM207 136H208V135H207ZM209 136H210V134H209ZM209 136H208V139H209V138L211 139V137H209ZM248 136H249V135H248ZM252 136H254V135H252ZM252 136H251V137H252ZM139 137H140V136H139ZM152 137H153V136H152ZM158 137H159V136H158ZM162 137H163V136H162ZM162 137H161V138H162ZM184 137H185V136H183V138H184ZM186 137H187V136H186ZM191 137H192V134H191ZM200 137H201V136H200ZM204 137H206V136H204ZM244 137H245V136H244ZM257 137L261 138L260 135H259V136L257 135ZM257 137L254 138V139L256 140ZM124 138H125V137H124ZM142 138H144V134H143V137H142ZM142 138H140V140H141ZM148 138L150 139V137H148ZM148 138H147V140H149ZM167 138H168V137H167ZM193 138H194V137H193ZM195 138H196V137H195ZM152 139L154 140V138H152ZM156 139H157V138H156ZM175 139H176V138H175ZM188 139H189V138H188ZM190 139H191V138H190ZM197 139H199V138H197ZM208 139H207V140H208ZM213 139H214V138H213ZM245 139H246V137H245ZM252 139H253V138H252ZM252 139H249V137H248V140L252 141ZM262 139H263V137H262ZM150 140H151V139H150ZM157 140H158V139H157ZM184 140H185V139H184ZM184 140H183V142H184ZM203 140H204V139H203ZM203 140H202V141H203ZM235 140H236V141H235ZM246 140H247V139H246ZM248 140H247V141H248ZM142 141H143V140H142ZM155 141H156V140H155ZM158 141H159V140H158ZM168 141H169V140H168ZM193 141H195V140H193ZM212 141H213V140H212ZM250 141H249V142H250ZM253 141H254V140H253ZM258 141H259V139H258ZM263 141H264V140H262V141L260 140L261 143H262ZM121 142H122V141H121ZM140 142H141V141H140ZM146 142H147V141H146ZM189 142H190V140H189ZM204 142H206V141L204 140ZM204 142H203V143H204ZM208 142H209V140L207 141V143H208ZM239 142H241V141H239ZM260 142H259V143H260ZM137 143H138V142H137ZM148 143H149V142H148ZM148 143H147V144H148ZM159 143H160V142H159ZM197 143H198V142H197ZM199 143H201V142L199 141ZM199 143H198V144H199ZM212 143H213V142H212ZM259 143H258V144H259ZM145 144H146V143H145ZM147 144H146V146H147ZM155 144H156V142H155ZM186 144H187V143H186ZM189 144H190V143H189ZM237 144H238V143H237ZM242 144H243V143H242ZM255 144H257V143L255 142ZM39 145H41V144H39ZM111 145H112V144H111ZM138 145H139V144H138ZM143 145H144V144H143ZM163 145H164V144H163ZM193 145H194V144H193ZM193 145H192V148H195V147H193ZM204 145H205V144H204ZM218 145H217V146H218ZM259 145H260V144H259ZM261 145H262V144H261ZM118 146H119V145H118ZM144 146H145V145H144ZM150 146H151V143L149 144V147H150ZM181 146H182V145H181ZM194 146H196V145H194ZM199 146H201V144H200ZM237 146H238V145H237ZM239 146H241V145H239ZM121 147H122V146H121ZM121 147H120V148H121ZM138 147H139V146H138ZM152 147H153V146H152ZM152 147H151V148H152ZM155 147H156V146H155ZM197 147H198V146H197ZM203 147H204V146H203ZM222 147H223L224 149H223ZM245 147H246V146H245ZM253 147H254V146H253ZM262 147H263V146H262ZM46 148H47V147H46ZM145 148H146V147H145ZM168 148H169V147H168ZM172 148H173V147H172ZM192 148H190V149H192ZM200 148H202V146H201ZM235 148H236V147H235ZM238 148H239V147H238ZM246 148H247V147H246ZM146 149H147V148H146ZM153 149H154V148H153ZM187 149H188V148H187ZM205 149H206V147H205ZM205 149H203L204 152H206ZM240 149H241V147H240ZM260 149H261V148H260ZM43 150H44V149H43ZM120 150H121V149H120ZM158 150H160V149H158ZM165 150H166V149H165ZM168 150H170V149H168ZM173 150H174V149H173ZM184 150H185V149H184ZM184 150H183V151H184ZM198 150H200V149H198ZM235 150H236V149H235ZM235 150H234V151H235ZM244 150H245V149H244ZM253 150H254V149H253ZM176 151H177V150H176ZM192 151H193V150H192ZM209 151H210V150H209ZM239 151H240V150H239ZM152 152H153V151H152ZM157 152H158V151H157ZM167 152H168V151H167ZM215 152H216V151H215ZM248 152H250V151H248ZM258 152H259V151H258ZM153 153H155V151H154ZM168 153H169V152H168ZM168 153H166V157H167V154H168ZM176 153H177V152H176ZM232 153H233V152H232ZM164 154H165V153H164ZM170 154H171V152H170ZM174 154H175V153H174ZM205 154H206V153H205ZM242 154H243V153H242ZM259 154H260V153H259ZM261 154H262V153H261ZM162 155H163V154H162ZM230 155H231V154H230ZM232 155H234V154H232ZM239 155H240V154H239ZM22 156H23V155H22ZM140 156H141V155H140ZM159 156H160V155H159ZM163 156H165V155H163ZM202 156H204V155H202ZM212 156H214V154H213ZM235 156H236V155H235ZM240 156H241V155H240ZM256 156H257V154H256ZM20 157H21V156H20ZM64 157H65V156H64ZM175 157H177V156H175ZM175 157H174V160H173V159H172V155H171V159H172L174 162H175V159H176ZM205 157H206V156H205ZM209 157H210V156H209ZM241 157H243V156H241ZM119 158H120V157H119ZM179 158H181V157H179ZM190 158H191V157H190ZM220 158H221V159H220ZM230 158H232V157H230ZM237 158H238V157H237ZM253 158H254V157H253ZM255 158H257V157H255ZM61 159H63V158H61ZM171 159H170V160H171ZM182 159H183V157H182ZM182 159H181V160H182ZM192 159H194V158H192ZM232 159H233V158H232ZM111 160H112V159H111ZM166 160H167V162H168L169 159L166 158ZM178 160H179V159H178ZM178 160H177V161H178ZM245 160H246V159H245ZM18 161H19V160H18ZM31 161H32V160H31ZM161 161H162V160H161ZM163 161H164V160H163ZM188 161H190V160L188 159ZM191 161H192V160H191ZM222 161H224V159H223ZM222 161H221V163H222ZM237 161H238V160H237ZM63 162H64V161H63ZM138 162H139V161H138ZM164 162H166V161H164ZM170 162H171V161H170ZM182 162H184V161H182ZM218 162H219V161H218ZM255 162H256V161H255ZM255 162H254V163H255ZM225 163H226V162H225ZM230 163H231V162H230ZM233 163H234V162H233ZM257 163L259 164L260 162L257 161ZM138 164H139V163H138ZM147 164H148V163H147ZM160 164H161V163H160ZM169 164H170V163H169ZM171 164H172V162H171ZM178 164H179V162H178ZM180 164H181V163H180ZM205 164H206V163H205ZM207 164H208V163H207ZM212 164H213V163H212ZM234 164H235V163H234ZM245 164H246V163H245ZM245 164H244V166H245ZM151 165H152V164H151ZM183 165H184V164H183ZM198 165H199V163H198ZM210 165H211V164H210ZM213 165H214V164H213ZM215 165H216V164H215ZM215 165H214V166H215ZM217 165H218V164H217ZM220 165H221V164H220ZM220 165H218V167H219ZM222 165H223V164H222ZM226 165H227V164H226ZM239 165H242V164H239ZM165 166H166V165H165ZM168 166H169V165H168ZM170 166H171V165H170ZM223 166H224V165H223ZM242 166H243V165H242ZM244 166H243V167H244ZM247 166H248V165H247ZM253 166H254V165H253ZM29 167H30V166H29ZM181 167H182V166H181ZM197 167H198V166H197ZM224 167H225V166H224ZM224 167H223V169H224ZM239 167H240V166H239ZM162 168H165V167H162ZM173 168H174V167H173ZM215 168H216V166H215ZM229 168H230V166H229ZM235 168H236V165H235ZM235 168H234V169H235ZM245 168H246V167H244V169H245ZM248 168H249V167H248ZM252 168H253V167H252ZM254 168H255V167H254ZM263 168H264V167H263ZM263 168H262V169H263ZM77 169H78V168H77ZM166 169H167V168H166ZM170 169H171V168H170ZM258 169H259V167H258ZM260 169H261V168H260ZM35 170H36V169H35ZM118 170H119V169H118ZM142 170H143V169H142ZM153 170H154V169H153ZM168 170H169V169H168ZM173 170H174V169H173ZM225 170H226V169H225ZM246 170H247V168H246ZM170 171H172V170H170ZM228 171H229V170H228ZM235 171H236V170H234L233 173H235L236 176H237V175L240 176L239 174H237L239 171H238L237 173H236ZM249 171H250V170H249ZM259 171H260V170H259ZM263 171H264V170H263ZM155 172H156V171H155ZM193 172H194V171H193ZM213 172H214V171H213ZM213 172H212V173H213ZM230 172H231V171H230ZM260 172H261V171H260ZM260 172L258 173V175H256V174H257V172H256V173H255L256 178H252V180H253V179H254V180H253V181H249V184H251V186H249V187H250V191H251V193H252V197H251V202H250V204H249V205H246V207L243 206L244 208H243L242 206L240 207V205H241V200H240V204H239L238 206H237V204H235L236 202H234V205H233L232 207L230 206V207H231V211H235V212H236V214H234L235 217H234L233 220L230 222L231 224L229 223V225H231V227H232V230H231L232 240L230 241V240L228 239L230 242H229V241H228V242L225 241V243H226V248H229L231 251H229L228 253H225L227 256H225V257L222 258V260H223V261H222V264H223V263H224V264H239V263H241V264H264V178L261 177V173H262V172H261V173H260ZM197 173H198V172H197ZM197 173H196V175H197ZM208 173H209V172H208ZM219 173H220V172H219ZM222 173H223V172H222ZM244 173H245V172H244ZM250 173H251V172H250ZM27 174H28V173H27ZM27 174H26V175H27ZM35 174H36V173H35ZM54 174H55V173H54ZM57 174H59V173H57ZM166 174H167V173H166ZM178 174H179V173H178ZM200 174H201V172H200ZM215 174H216V173H215ZM227 174H228V173H227ZM231 174H232V173H231ZM235 174H234V175H235ZM240 174H241V173H240ZM22 175H23V174H22ZM28 175H29V174H28ZM105 175H106V174H105ZM213 175H214V174H213ZM219 175H220V174H219ZM244 175H245V174H244ZM259 175H260V177H259ZM0 176H1V175H0ZM2 176H3V175H2ZM53 176H54V175H53ZM128 176H129V175H128ZM214 176H215V175H214ZM222 176H223V174H222ZM226 176H227V175H226ZM238 176H237V177H238ZM30 177H31V176H30ZM37 177H38V176H37ZM101 177H102V176H101ZM129 177H131V176H129ZM197 177H198V176H197ZM217 177H218V176H217ZM233 177H234V176H233ZM237 177H236V178H237ZM242 177H243V176H242ZM245 177H247V176H245ZM252 177H253V175H252ZM27 178H29V177H27ZM57 178H58V177H57ZM209 178H210V177H209ZM211 178H212V177H211ZM228 178H229V177H228ZM240 178H241V177H240ZM240 178H239V179H240ZM31 179H32V178H30V180H31ZM38 179H39V178H38ZM38 179H37V180H38ZM55 179H56V178H55ZM72 179H73V178H72ZM109 179H110V178H109ZM129 179H132V178H129ZM199 179H200V178H199ZM217 179H218V178H217ZM217 179H216V180H217ZM237 179H238V178H237ZM239 179H238V181H239ZM242 179H244V177L241 178V180H242ZM1 180H2V179H1ZM23 180H24V178H23ZM23 180H22V181H23ZM39 180H40V179H39ZM56 180H57V179H56ZM58 180H59V179H58ZM216 180H215V181H216ZM227 180H228V179H227ZM233 180H234V178H233ZM3 181H4V180H3ZM20 181H21V180H20ZM20 181H19V182H20ZM24 181H25V180H24ZM60 181H61V180H60ZM129 181H130V180H129ZM129 181H128V182H129ZM134 181H135V180H134ZM172 181H173V180H172ZM229 181H230V179H229ZM236 181H237V180H236ZM242 181H243V182H242ZM242 181H239V182H240L241 184L243 183V185H245L244 182L246 183L247 180H245V181L242 180ZM40 182H41V181H40ZM131 182H133V181H131ZM221 182H222V181H221ZM230 182H231V181H230ZM250 182H251V183H250ZM168 183H169V182H168ZM226 183H227V182H226ZM233 183H234V181H233ZM233 183H232V184H233ZM17 184H18V183H17ZM20 184H21V183H20ZM26 184H27V183H26ZM73 184H74V183H73ZM130 184H131V183H130ZM189 184H190V182H189ZM198 184H199V183H198ZM210 184H211V183H210ZM218 184H219V183H218ZM218 184H217V185H218ZM222 184H223V183H222ZM228 184H229V183H228ZM228 184H227V185H228ZM241 184L239 185L240 187L242 186ZM13 185H14V184H13ZM194 185H196V183H195ZM233 185H235V184H233ZM237 185H238V184H237ZM246 185H247V184H246ZM10 186H11V185H10ZM17 186H18V185H17ZM91 186H92V185H91ZM91 186H90V187H91ZM132 186H133V185H132ZM134 186H135V185H134ZM192 186H193V185H192ZM192 186H191V187H192ZM197 186H198V185H197ZM239 186H238V187H239ZM247 186H248V185H247ZM26 187H28V186H26ZM79 187H80V186H79ZM173 187H174V186H173ZM199 187H200V186H199ZM202 187H203V186H202ZM212 187H213V186H212ZM212 187H210V188H212ZM9 188H10V187H9ZM22 188H23V187H21V189H22ZM83 188H84V187H83ZM138 188L140 189V187H138ZM194 188H195V187H194ZM197 188H198V187H197ZM197 188H196V189H197ZM203 188H205V187H203ZM226 188H227V187H226ZM231 188H233V187H231ZM242 188H245V187H242ZM13 189H14V188H13ZM17 189H18V188H17ZM25 189H26V188H25ZM78 189H81V188H78ZM86 189H87V190H85V191H88V190H89L88 187H87ZM134 189H135V188H134ZM181 189H182V188H181ZM198 189H199V188H198ZM229 189H230V188H229ZM237 189H238V188L236 187V190H237ZM239 189H240V188H239ZM239 189H238V190H239ZM91 190H92V189H91ZM191 190H192V189H191ZM204 190H205V189H204ZM220 190H221V189H220ZM232 190H233V189H232ZM240 190H241V189H240ZM243 190H244V191H243ZM243 190H242V191L244 192V195H245V193H246L245 191H246L247 189H246V190L243 189ZM11 191H12V190H11ZM28 191H29V190H28ZM78 191H79V190H78ZM80 191H81V190H80ZM83 191H84V189H83ZM89 191H90V190H89ZM14 192H15V191H14ZM20 192H21V191H20ZM95 192H96V191H95ZM196 192H197V191H196ZM210 192H211V191H210ZM232 192H233V191H232ZM238 192H239V191H238ZM97 193H98V192H97ZM212 193H213V192H212ZM226 193H227V192H226ZM234 193H235V195H237L236 192H234ZM239 193H240V192H239ZM247 193H250V192H247ZM247 193H246V194H247ZM251 193H250V194H251ZM70 194H71V193H70ZM90 194H91V192H90ZM90 194H89V195H90ZM98 194H99V193H98ZM195 194H196V193H195ZM204 194H205V193H204ZM207 194H208V193H207ZM222 194H223V192H222ZM241 194H242V193H241ZM64 195H65V194H64ZM82 195H83V194H82ZM84 195H86V194H84ZM89 195H88V196H89ZM95 195H96V193H95ZM213 195H214V194H213ZM235 195L233 194V196H235ZM247 195H248V194H247ZM247 195H245V196H247ZM15 196H16V195H15ZM88 196H87V197H88ZM203 196H204V195H203ZM208 196H209V195H208ZM58 197H59V196H58ZM60 197H61V196H60ZM79 197H80V195H79ZM84 197H85V196H84ZM89 197H91V196H89ZM89 197H88V198H89ZM169 197H170V196H169ZM240 197H241V196H240ZM14 198H16V197H14ZM29 198H30V197H29ZM32 198H33V197H32ZM85 198H86V197H85ZM178 198H179V197H178ZM205 198H206V197H205ZM228 198H229V197H228ZM243 198H244V196H243ZM249 198H250V196H249ZM9 199H10V198H9ZM12 199H13V198H12ZM60 199H61V198H60ZM67 199H68V198H67ZM74 199H75V198H74ZM86 199H87V198H86ZM190 199H191V198H190ZM216 199H217V198H216ZM225 199H226V198H225ZM230 199H232V198H230ZM241 199H242V197H241ZM244 199H245V198H244ZM27 200H28V199H27ZM33 200H34V199H33ZM35 200H36V199H35ZM65 200H66V199H65ZM75 200H76V199H75ZM77 200H78V199H77ZM77 200H76V201H77ZM183 200H184V199H183ZM238 200H239V199H238ZM247 200H248V199H247ZM60 201H61V200H60ZM69 201H70V202H68V203L70 204V203H71V200H69ZM86 201H87V200H86ZM90 201H91V200H90ZM199 201H200V200H199ZM201 201H202V200H201ZM236 201H237V200H236ZM245 201H246V200H245ZM11 202H12V201H11ZM37 202H38V201H37ZM78 202H79V201H78ZM212 202H213V201H212ZM230 202H231V201H230ZM242 202H243V201H242ZM31 203H32V202H31ZM74 203L76 204V202H74ZM84 203H85V202H84ZM195 203H196V202H195ZM248 203H249V201H248ZM25 204H26V203H25ZM55 204H56V203H55ZM91 204H92V203H91ZM186 204H187V203H186ZM218 204H219V202H218ZM223 204H224V203H223ZM226 204H227V203H226ZM231 204H232V203H231ZM66 205H67V204H66ZM70 205H71V204H70ZM73 205H74V204H73ZM216 205H217V204H216ZM42 206H43V205H41V207H42ZM62 206H63V204H62ZM78 206H80V205H78ZM33 207H35V206H33ZM64 207H65V206H64ZM73 207H74V206H73ZM195 207H196V206H195ZM219 207H220V206H219ZM226 207H228V206H226ZM0 208H1V206H0ZM38 208H39V207H38ZM54 208H55V207H54ZM56 208H57V207H56ZM59 208H60V207H59ZM67 208H68V207H67ZM192 208H193V207H192ZM39 209H40V208H39ZM43 209H45V208H43ZM62 209H63V208H62ZM71 209H73V208L71 207ZM193 209H194V208H193ZM0 210H1V209H0ZM7 210H8V209H7ZM34 210H35V209H34ZM41 210H42V209H41ZM59 210H60V209H59ZM19 211H20V210H19ZM27 211H28V209H27ZM32 211H33V210H32ZM35 211H39V210H35ZM35 211H34L33 213H35ZM44 211H45V210H44ZM53 211H54V210H53ZM53 211H52V212H53ZM68 211H69V210H68ZM68 211H67V213H68ZM71 211H72V210H70L69 213H70ZM199 211H200V210H199ZM228 211H230V210H228ZM12 212H13V211H12ZM12 212H11V213H12ZM20 212H21V211H20ZM25 212H26V211H24V212L22 211L20 216H22V213H25ZM52 212H51V214H52ZM78 212H79V211H78ZM94 212H95V211H94ZM217 212H218V211H217ZM16 213H19V212H18V209H17V211L14 213V215H16ZM30 213H31V212H30ZM36 213H37V212H36ZM41 213H43V212H41V211H40V213L38 212V214H40V216H41ZM63 213H64V212H63ZM179 213H180V211H179ZM192 213H193V212H192ZM210 213H211V212H210ZM19 214H20V213H19ZM25 214H26V213H25ZM28 214H29V213H27L26 215L30 217L31 214H30V215H28ZM53 214H55V213H53ZM53 214H52V217H53ZM56 214H58V213H56ZM64 214H66V213H64ZM64 214H61V215H64ZM72 214H73V213H72ZM72 214H71V215H72ZM93 214H94V213H93ZM95 214H96V213H95ZM196 214H198V213H196ZM220 214H221V213H220ZM220 214H219V215H220ZM225 214H226V213H225ZM2 215H4V214H2ZM5 215H6V214H5ZM10 215H11V214H10ZM17 215H18V214H17ZM26 215H25V216H26ZM44 215H45V213H44L42 216H44ZM66 215H67V214H66ZM66 215H65V216H66ZM68 215H69V214H68ZM73 215H75V214H73ZM73 215H72V216H73ZM209 215H210V214H209ZM211 215H212V214H211ZM223 215H224V214H223ZM18 216H19V215H18ZM18 216H17V217H18ZM23 216H24V215H23ZM35 216H36V214H35ZM45 216H46V215H45ZM59 216H60V215H59ZM59 216H58V217H59ZM65 216H64V217H65ZM214 216H215V215H214ZM232 216H233V215H232ZM15 217H16V216H15ZM15 217H14V219H15ZM17 217H16V218H17ZM29 217H27V218H29ZM33 217H34V216H33ZM49 217H51V216H49ZM62 217H63V216H62ZM66 217H67V216H66ZM73 217H74V219L76 220L77 217H76V216H73ZM75 217H76V218H75ZM103 217H104V216H103ZM151 217H152V216H151ZM191 217H192V214H191ZM230 217H231V216H230ZM19 218H20V217H18V220H15V221L19 222ZM24 218H25V217H23V219H24ZM27 218H26V219H27ZM36 218H37V217H36ZM39 218H40V220H42L44 217H43V218H42V217H39ZM41 218H42V219H41ZM46 218H47V217H46ZM59 218L61 219V216H60ZM59 218H56V219H59ZM78 218H79V217H78ZM85 218H86V217H85ZM88 218H89V217H88ZM101 218H102V217H101ZM182 218H183V217H182ZM192 218H193V217H192ZM192 218H191V219H192ZM195 218H196V217H195ZM213 218H214V217H213ZM221 218H223V217H221ZM0 219H1V217H0ZM2 219H6V218L3 217ZM2 219H1V220H2ZM23 219L20 218V220H23ZM31 219H32V218H31ZM47 219H48V218H47ZM50 219H52V218H50ZM69 219H71V216H70ZM103 219L106 220V218H103ZM154 219H155V218H154ZM179 219H180V218H179ZM179 219L177 220L178 222H179ZM199 219H200V217H199ZM1 220H0V222H1ZM38 220H39V219H38ZM64 220H65V219H64ZM66 220H67V219H66ZM77 220H78V221H82L81 219H80V220L77 219ZM88 220H89V219H88ZM186 220H187V219H186ZM186 220H183V221L185 222ZM189 220H190V219H189ZM192 220H193V219H192ZM196 220H197V219L194 220L195 223H196ZM205 220H206V219H205ZM7 221H8V220H7ZM13 221H14V220H13ZM25 221L27 222L28 220H25ZM30 221H31V220H30ZM46 221H47V220H46ZM50 221H51V220H50ZM53 221H54V218H53ZM55 221H56V220H55ZM55 221H54V223H55ZM68 221H69V220H68ZM68 221H67V222H68ZM71 221H73V219H71ZM83 221H84V220H83ZM173 221H174L173 224H174V223L176 224L175 220H173ZM190 221H191V220H190ZM194 221H193V222H194ZM216 221H217V220H216ZM220 221H221V220H220ZM229 221H230V220H229ZM3 222L6 223V221H3ZM11 222H12V221H11ZM17 222H15V223H17ZM44 222H45V221H44ZM44 222H43V220H42V223H44ZM56 222H58V220H57ZM61 222H62V221H61ZM75 222H76V221H75ZM85 222H87V221H85ZM89 222H91V221H89ZM103 222H104V221H103ZM106 222H107V221H106ZM120 222H121V221H120ZM133 222H134V221H133ZM178 222H177V223H178ZM181 222H182V221H181ZM202 222H203V221H202ZM210 222H211V221H210ZM227 222H228V221H227ZM21 223H22V222H21ZM46 223H47V222H46ZM54 223H52V224L54 225ZM59 223H60V222H58V224H59ZM65 223H66V222H65ZM70 223H71V222H70ZM73 223H74V222H73ZM79 223H80V222H79ZM79 223H78V224H79ZM87 223H88V222H87ZM87 223H85V225H88ZM91 223H92V222H91ZM91 223H90V224H91ZM116 223H119V221H118V222L116 221ZM123 223H124V222H123ZM125 223H126V222H125ZM169 223H170V222H168V225H170ZM179 223H180V222H179ZM179 223H178V226H179ZM182 223H183V222H182ZM199 223H200V222H199ZM214 223H215V222H214ZM19 224H20V222H19ZM40 224H41V221H40ZM48 224H49V222H48ZM55 224H56V223H55ZM66 224H67V223H66ZM74 224H77V222L74 223ZM80 224H81V223H80ZM83 224H84V223H83ZM92 224H93V223H92ZM95 224H96V223H95ZM95 224H94V226H95ZM101 224H103V223H101ZM106 224H109V223H106ZM121 224H122V223H121ZM173 224H172V225H173ZM216 224H217V223H216ZM4 225H5V224H4ZM9 225H10V224H9ZM20 225H21V224H20ZM35 225H39V223H38V224H35ZM35 225H34V226H35ZM45 225H46V224H45ZM49 225L51 226V224H49ZM61 225H62V223H61ZM68 225H69V224H68ZM71 225H73V224H71ZM126 225H127V224H126ZM172 225H171V226H172ZM186 225H189V224L186 223ZM195 225H196V224H195ZM198 225H199V224H198ZM198 225H197V226H198ZM11 226H12V225H11ZM13 226H14V224H13ZM17 226H18V225H17ZM28 226H29V225H28ZM55 226H56V225H55ZM55 226H54L53 229H54V230H57V228L55 229ZM58 226H59V225H58ZM58 226H56V227H58ZM77 226H78V225H77ZM90 226H91V225H90ZM96 226H97V224H96ZM96 226H95V227H96ZM98 226H99V223H98ZM98 226H97V227H98ZM102 226H103V225H102ZM102 226H101V230H102V228H103V230H104V227H102ZM104 226H105V225H104ZM106 226H107V225H106ZM130 226H131V225H130ZM166 226H167V225H166ZM180 226H181V223H180ZM201 226H202V225H201ZM215 226H216V225H215ZM6 227H7V225H6ZM6 227H5L4 229L8 231V228H10V227L8 226L7 229H6ZM21 227H22V225H21ZM26 227H27V226H26ZM35 227H36V226H35ZM38 227H40V226H38ZM38 227H36V228H38ZM41 227H42V225H41ZM43 227H44V226H43ZM43 227H42V228H43ZM45 227H46V226H45ZM51 227H52V226H51ZM59 227H60V226H59ZM63 227H64V226H63ZM65 227H66L67 229H68V228L70 229L72 226H71V227H68V226L65 225ZM88 227H89V225H88ZM158 227H159V226H158ZM183 227H184V225H183ZM228 227H229V226H228ZM2 228H3V227H1V229H2ZM13 228H16V225H15V227H12V230H10V232L13 231ZM24 228H25V227H24ZM32 228H33V227H32ZM42 228H41V229H42ZM49 228H50V227H49ZM79 228H80V225H79V227H77V228H76V226H73V227L71 228L72 230H71V229H70V230L68 229V231L66 232V234H67L66 236L69 238L70 241H71V239H74L76 236L78 237V235L75 233L76 231H74L73 229H75V230L77 229V230H78ZM139 228H140V227H139ZM147 228H148V227H147ZM166 228H167V227H166ZM173 228H175V225H174ZM177 228H178V227H176V229H177ZM10 229H11V228H10ZM17 229H18V228H17ZM17 229H16L15 231H17ZM33 229H35V228H33ZM39 229H40V228H39ZM41 229H40V232H41ZM46 229H48V226H47V228H45V230H46ZM53 229L50 228V230H52L51 232L54 233V230H53ZM67 229H66V230H67ZM86 229H87V227H86ZM88 229H89V228H88ZM88 229H87V230H88ZM120 229H121V228H120ZM127 229H128V227H127ZM131 229H132V228H131ZM170 229H171V228H170ZM182 229H183V228H182ZM206 229H207V228H206ZM216 229H217V228H216ZM229 229H230V228H229ZM18 230H19V229H18ZM22 230H23V228H22ZM25 230H26V229H25ZM35 230H36V229H35ZM42 230H44V229H42ZM59 230H61V233L65 232V231L62 232V229H61V228H59ZM96 230H97V229H96ZM98 230H100L99 227H98ZM106 230H107V229H106ZM128 230H129V229H128ZM135 230H136V229H135ZM172 230H173V229H172ZM177 230H178V229H177ZM20 231H21V230H20ZM46 231H47V230H46ZM73 231H74V232H73ZM78 231H79V230H78ZM78 231H77V232H78ZM85 231H86V230H85ZM126 231H127V230H126ZM144 231H145V230H144ZM173 231H174V230H173ZM179 231H180V230H179ZM183 231H184V230H183ZM212 231H213V230H212ZM4 232H6V231H4ZM10 232H9L7 235L10 236ZM13 232H14V231H13ZM13 232L11 233V235H12V234H15V233H13ZM17 232H19V231H17ZM21 232H24V231H21ZM36 232H37V231H36ZM82 232H83V231H82V227H81V232H80V235H79V236L82 235ZM170 232H171V231H170ZM176 232H177V231H176ZM180 232H181V231H180ZM221 232H222V231H221ZM225 232H226V231H225ZM28 233H29V235H30V237H31L30 232H28ZM41 233H45V232L42 231ZM61 233L59 232V234H61ZM127 233H128V232H127ZM138 233H139V232H138ZM140 233H141V232H140ZM144 233H145V232H144ZM144 233H143V234H144ZM164 233H165V232H164ZM172 233H173V232H172ZM214 233H215V232H214ZM216 233H217V232H216ZM16 234H17V233H16ZM16 234H15V236H16ZM18 234H19V233H18ZM18 234H17V235H18ZM24 234H25V232H24ZM26 234H27V232H26ZM78 234H79V233H78ZM88 234H89V236H90V233H87L86 236H87ZM97 234H98V233H97ZM136 234H137V233H136ZM174 234L176 235V233H174ZM181 234H182V233H181ZM209 234H210V233H209ZM222 234H223V233H222ZM222 234H219V235H222ZM225 234H226V233H225ZM20 235L22 236V234H20ZM29 235H28V236H29ZM48 235H49V234H48ZM51 235H52V234H51ZM95 235H96V234H95ZM137 235H138V234H137ZM146 235H147V234H146ZM213 235H214V234H213ZM213 235H212V236H213ZM228 235H229V233H228ZM0 236H1V235H0ZM13 236H14V235H13ZM23 236H24V235H23ZM23 236H22V237H23ZM26 236H27V235H26ZM26 236H24V238H25ZM28 236H27V237H28ZM34 236H36V235H34ZM34 236L32 235V240L29 239V238H28V239L31 240V242H32V241L34 240V239H33ZM46 236H47V234H46ZM49 236H50V235H49ZM52 236H53V235H52ZM55 236H56V235H55ZM83 236H84L83 238H87V237H85L84 234H83ZM135 236H136V235H135ZM172 236H173V235H172ZM180 236H182V235H180ZM214 236H215V235H214ZM6 237H7V236H6ZM18 237H19V235H18ZM22 237H20V238H21L20 240H21V241H24V240L22 239ZM50 237H51V236H50ZM53 237H54V236H53ZM62 237H63V236H62ZM62 237H61V238H62ZM200 237H201V236H200ZM207 237H208V236H207ZM220 237H221V236H220ZM9 238H11V237H9ZM47 238H49V237H47ZM54 238H55V237H54ZM54 238H53V240L55 241L56 238H55V239H54ZM79 238H81V237H79ZM130 238H131V237H130ZM140 238H141V237H140ZM140 238H139V239H140ZM157 238H158V237H157ZM164 238H165V237H164ZM164 238H163V239H164ZM178 238H179V237H178ZM185 238H186V237H185ZM216 238H217V235H216ZM216 238H215V239H216ZM228 238H229V237H228ZM4 239H7V238H4ZM25 239H26V238H25ZM35 239H36V238H35ZM38 239H39V238H38ZM76 239H77V238H76ZM98 239H99V238H98ZM101 239H102V238H101ZM119 239H120V236H119ZM133 239H134V238H133ZM154 239H155V237H154ZM203 239H204V238H203ZM11 240H12V239H11ZM14 240H15V239H14ZM16 240H17V238H16ZM16 240H15V241H16ZM20 240H19V242H20ZM29 240H27V242H25V243L31 244L30 246H32V245H33V244H32L33 242H32V243H29V242H30ZM39 240H40V239H39ZM41 240H42V239H41ZM77 240H78V239H77ZM81 240H82V239H81ZM88 240H89V239H88ZM149 240H150V239H149ZM152 240H153V239H152ZM173 240H174V239H173ZM200 240H201V239H200ZM200 240H199V241H200ZM218 240H219V238H218ZM5 241H6V240H5ZM5 241H4V242H5ZM15 241H13V242H15ZM43 241H44V239H43ZM50 241H52V240L49 238V242H50ZM57 241H59V238H58ZM60 241H61V239H60ZM60 241H59V242H60ZM63 241H64V240H63ZM82 241H84V239H83ZM82 241H80V242L83 243ZM98 241H100V240H98ZM102 241H103V240H102ZM157 241H158V240H157ZM166 241H167V240H166ZM171 241H172V240H171ZM211 241H212V240H211ZM215 241H216V240H215ZM9 242H10V241H9ZM9 242H8V243H9ZM19 242L16 241V243H19ZM40 242H41V241H40ZM45 242L47 243V239H45ZM49 242H48V243H49ZM52 242H53V241H52ZM88 242H89V241H88ZM151 242H152V241H151ZM163 242H165V240H164ZM169 242H170V241H169ZM173 242H174V241H173ZM186 242H187V240H186ZM188 242H189V241H188ZM218 242H219V241H218ZM1 243H2V242H1ZM35 243H36V242H35ZM55 243H56V241H55ZM55 243H53V244H55ZM63 243H65V242H63ZM85 243H86V242H85ZM100 243H101V241H100ZM165 243H166V242H165ZM221 243H223V241H222ZM9 244H10V243H9ZM36 244H37V243H36ZM36 244H35V245H36ZM39 244H41V243H39ZM49 244H50V243H49ZM60 244H61V246L64 245V244H62V242H60ZM65 244H68V243H65ZM70 244H71V242H70ZM70 244H69V246H70ZM72 244H73V246H74L75 242L73 241ZM72 244H71V245H72ZM132 244H133V243H132ZM173 244H174V243H173ZM182 244H183V243H182ZM207 244H208V243H207ZM216 244H218V243H216ZM11 245H12V244H11ZM14 245H15V244H14ZM18 245H19V244H17V247H18ZM21 245H23V243H22ZM35 245H34V246H35ZM41 245H42V244H41ZM45 245H47V244H45ZM45 245H43V246H45ZM56 245H57V244H56ZM135 245H136V243H135ZM138 245H139V244H138ZM150 245H151V244H150ZM156 245H157V243H156ZM161 245H164V244H161ZM175 245H177V244H175ZM188 245H190V247L192 246L190 243H189ZM219 245L221 246L222 244H218V246H219ZM2 246H3V245H2ZM26 246H27V245H26ZM34 246H33V247H34ZM37 246H38V245H37ZM54 246H55V245H54ZM57 246H58V245H57ZM61 246H60V247H61ZM64 246H65V245H64ZM69 246H68V247H69ZM75 246H76V245H75ZM142 246H143V245H142ZM151 246H152V245H151ZM159 246H160V245H159ZM165 246H166V245H165ZM168 246H169V245H168ZM178 246H179V243H178ZM178 246H177V247H178ZM207 246H208V245H207ZM211 246H212V245H211ZM3 247L5 248V246H3ZM9 247H10V246H9ZM20 247H21V246H20ZM24 247H25V246H24ZM33 247H32V248H33ZM38 247H39V246H38ZM52 247H53V245H52ZM55 247H56V246H55ZM55 247H54V249H55ZM66 247H67V246H65V248H66ZM146 247H147V246H146ZM160 247H161V246H160ZM172 247L174 248V246H172ZM186 247H187V246H186ZM192 247H193V246H192ZM194 247H195V246H194ZM203 247H204V246H203ZM1 248H2V247H1ZM1 248H0V249H1ZM40 248H42V247H40ZM49 248H50V247H49ZM62 248H63V247H62ZM70 248H71V247H70ZM72 248H73V247H72ZM138 248H139V247H138ZM152 248H153V247H152ZM164 248H165V247H164ZM168 248H169V247H168ZM173 248H172V249H173ZM184 248H185V247H184ZM209 248H210V247H209ZM226 248H225L224 250H226ZM19 249H20V248H17V251H19ZM22 249H23V248H22ZM22 249H21V250H22ZM26 249H28V248H26ZM36 249H37V247H36ZM38 249H39V248H38ZM45 249H47V248H45ZM125 249H126V248H125ZM143 249H144V248H143ZM147 249H148V248H147ZM147 249H146V250H147ZM155 249H156V248H155ZM181 249H183V248H181ZM203 249H204V248H203ZM218 249H219V248H218ZM1 250H2V249H1ZM34 250H35V249H34ZM43 250H44V249H43ZM51 250H52V249H51ZM51 250H50V251H51ZM61 250H62V249H61ZM73 250H75V248H74ZM73 250H72V251H73ZM128 250H129V249H128ZM131 250H132V249H131ZM148 250H149V249H148ZM148 250H147V251H148ZM150 250H151V249H150ZM158 250H160V248H159ZM161 250H163V249L161 248ZM173 250H174V249H173ZM184 250H185V249H184ZM195 250H196V249H195ZM197 250H198V249H197ZM208 250H209V249H208ZM212 250H214V249H212ZM221 250H223V249H221ZM14 251H15V249H14ZM17 251L14 252L15 255H16V252H17ZM46 251H48V249H47ZM52 251H53V250H52ZM52 251H51V255L53 254ZM58 251H59V248H58ZM76 251H77V250H76ZM76 251H73V252H75V253H73V255L78 253V252L76 253ZM155 251H156V250H155ZM201 251H202V249H201ZM216 251H217V250H216ZM216 251H215V252H216ZM11 252H12V250H11ZM32 252H33V251H32ZM36 252H37V251H36ZM36 252H33V253H35V255L38 256V254H36ZM40 252L43 253L42 250H40L39 253H40ZM56 252H57V251H56ZM61 252H62V251H61ZM63 252H64V251H63ZM68 252H69V251H68ZM90 252H91V251H90ZM100 252H101V250H100ZM106 252H107V251H106ZM122 252H125V251L122 250ZM128 252H129V251H126L127 254H128ZM143 252H144V251H143ZM150 252H151V251H150ZM150 252H148V253H150ZM158 252H159V251H158ZM161 252H162V251H161ZM165 252H166V251H165ZM174 252H175V251H174ZM176 252H177V251H176ZM184 252H185V251H184ZM188 252H189V251H188ZM213 252H214V251H213ZM218 252H219V251H218ZM225 252H226V251H225ZM0 253H1V252H0ZM3 253H4V252H2V254H3ZM21 253H22V252H21ZM30 253H31V251L28 253V255H31V254H32V253H31V254H30ZM41 253H40L39 255H42ZM57 253H58V252H57ZM91 253H92V252H91ZM91 253H89V254L91 255ZM103 253H104V252H103ZM107 253H108V252H107ZM118 253H119V252H118ZM145 253H146V252H145ZM163 253H164V252H163ZM163 253H162V254H163ZM177 253H179V252H177ZM203 253H204V252H203ZM208 253H209V252H208ZM211 253H212V252H211ZM219 253H220V252H219ZM221 253H222V252H221ZM2 254H0V256H1ZM5 254L7 255V254H10V253L6 252ZM11 254H12V253H11ZM17 254L19 255L20 253H17ZM55 254H56V253H55ZM62 254H63V253H62ZM64 254H66V253H64ZM84 254H85V253H84ZM86 254H88V253H86ZM89 254H88V255H89ZM93 254H94V253H92V255H93ZM100 254H101V253H100ZM100 254H99V255H100ZM119 254H121V252H120ZM119 254H118V255H119ZM123 254H124V256H125V253H123ZM123 254H122V255H123ZM133 254H134V253H133ZM143 254H144V253H143ZM143 254H142V256H143ZM159 254H160V253H159ZM167 254H168V253H167ZM170 254H171V253H170ZM172 254H176V253H172ZM225 254H223V255H225ZM6 255H5V256H6ZM12 255H13L14 260L16 261V264H18V263H17V260H18V259H17V260L15 259V257H16L17 255H16L15 257H14V254H12ZM25 255H27V253H25ZM28 255L25 256V258L27 257V260H28ZM32 255H34V254H32ZM49 255H50V253H49ZM51 255H50V256H51ZM60 255H61V254H60ZM66 255H67V254H66ZM66 255H65V256H66ZM88 255H85V256H86L87 258H91V260H89V259H88V260H89V261H92V260H93L92 257H91V256L88 257ZM103 255H104V254H102V256L100 255L99 258H98V254H97L96 261H95V259H94L93 261H95V262H92V263H93V264H94V263H97V260L99 261L100 257H101V260H103V258H102ZM107 255H108V254H107ZM109 255H110V254H109ZM109 255H108V256H109ZM118 255L116 254V256H118ZM122 255H120L121 258H122ZM131 255H132V254H131ZM140 255H141V254H140ZM140 255L138 256V260H140L139 258H141ZM149 255H151V253L148 254V255H147V253H146V255H145V259H147L146 256H149ZM152 255H153V254H152ZM152 255H151V256H152ZM155 255H157V253H156ZM181 255H182V254H181ZM181 255H180V256H181ZM187 255L189 256L190 254L187 253ZM5 256H4V257H5ZM20 256H24V254H23V255H20ZM50 256H49V257H50ZM54 256H55V255H54ZM58 256H59V255H58ZM63 256H64V255H63ZM112 256H113V255H112ZM112 256H109V257L111 258ZM124 256H123V257H124ZM132 256H134V255H132ZM160 256H161V255H160ZM170 256H171V255H170ZM172 256H173V255H172ZM197 256H198V255H197ZM213 256H215V255H213ZM221 256H222V255H221ZM1 257H2V259L4 258L3 256H1ZM6 257H7V256H6ZM39 257H40V256H39ZM41 257H44V255H42ZM45 257H46V255H45ZM60 257H61V256H60ZM67 257H68V255H67ZM71 257H73V258L71 259L72 261H73L74 258L77 259V261H78V258H76V257H74V256H71ZM77 257H78V255H77ZM93 257H94V256H93ZM105 257H106V256H105ZM113 257H114V256H113ZM152 257H153V256H152ZM191 257H192V256H191ZM193 257H194V256H193ZM198 257H199V256H198ZM200 257H201V256H200ZM200 257H199V258H200ZM216 257H217V256H216ZM216 257H215V258H216ZM218 257L220 258V256H218ZM7 258H8V257H7ZM19 258H20V257H19ZM25 258L23 257V259H25ZM34 258H35V257H34ZM56 258H57V257H54V259H56ZM84 258H85V257H84ZM110 258H108V259L111 261L112 258H111V259H110ZM125 258H126V257H124V260H125ZM128 258H129V256L127 257L126 260L129 262ZM135 258H136V256H135ZM135 258H134V259H135ZM143 258H144V257H143ZM158 258H159V257H158ZM166 258H167V257H166ZM183 258H184V257H183ZM186 258H187V257H186ZM0 259H1V258H0ZM2 259H1V260H2ZM4 259H6V258H4ZM32 259H33V257H32ZM36 259H37V258H36ZM38 259H40V258H38ZM41 259H42V258H41ZM41 259H40V260H41ZM44 259H45V258H44ZM58 259H59V258H58ZM104 259H105V258H104ZM108 259H107V257H106V260H108ZM115 259H116V258H115ZM159 259H161V258H159ZM164 259H165V258H164ZM168 259H169V258H168ZM204 259H205V258H204ZM207 259H208V258H207ZM7 260H8V259H7ZM11 260H13V259H11ZM21 260H22V259H21ZM27 260H25L23 263L26 264L25 262H26ZM30 260H31V259H30ZM47 260H49V259H47ZM47 260H46V261H47ZM63 260H64V259H63ZM67 260H68V259H67ZM81 260H82V259H81ZM86 260H87V259H86ZM101 260H100V261H101ZM106 260H105V261H106ZM109 260H108V261H109ZM118 260H119L118 262H117V260H115V261H116V263L119 264V262H120V258H118ZM121 260H123V259H121ZM138 260H137V262H136V260H135V263L138 264V263H139ZM150 260H151V259H150ZM202 260H203V259H202ZM202 260H201V261H202ZM9 261H10V259L8 260V263H9ZM15 261H13V263H14ZM18 261H19V260H18ZM22 261H23V260H22ZM22 261H21V262H22ZM33 261H34V260H33ZM43 261H45V260H43ZM50 261H52V260H50ZM54 261H56V260H54ZM57 261H58V260H57ZM60 261H61V263H62V260H60ZM65 261H66V260H65ZM72 261H71V262H72ZM77 261L74 260V263L77 262ZM79 261H80V259H79ZM79 261H78V262H79ZM84 261H85V260H84ZM100 261H99V262H100ZM105 261H104V262H105ZM108 261H107V262H108ZM127 261H126V262H127ZM130 261H131V260H130ZM146 261H148V260H146ZM152 261H153V260H152ZM156 261H158V260H156ZM159 261H160V260H159ZM167 261H168V260H167ZM188 261H189V260H188ZM0 262H1V261H0ZM21 262H19V264H21ZM36 262H37V264L39 263L38 260H37ZM48 262H49V261H48ZM48 262H47V264H49ZM63 262H64V261H63ZM68 262H69V261H68ZM82 262H83V261H82ZM99 262H98V263H99ZM132 262H133V261H132ZM172 262H173V261H172ZM189 262H190V261H189ZM189 262H188V263H189ZM198 262H199V261H198ZM210 262H211V261H210ZM11 263H12V262L10 261V264H11ZM23 263H22V264H23ZM27 263H28V262H27ZM30 263H31V262H30ZM33 263H34V262H33ZM33 263H31V264H33ZM44 263L46 264V262H44ZM44 263L42 262V263H40V264H44ZM59 263H60V262H59ZM65 263H66V262H64V264H65ZM72 263H73V262H72ZM79 263H80V262H79ZM87 263H88V262H87ZM100 263L103 264L102 261H101ZM105 263H106V262H105ZM105 263H104V264H105ZM110 263H112V262H110ZM110 263H109V264H110ZM116 263H115V264H116ZM120 263H122V262H120ZM129 263H130V262H129ZM153 263H154V262H153ZM153 263H152V264H153ZM156 263H157V262H156ZM159 263H161V262H158V264H159ZM166 263H167V262H166ZM206 263H208V262H206ZM211 263H212V262H211ZM218 263H219V262H218ZM4 264H6V263H4ZM14 264H15V263H14ZM35 264H36V263H35ZM80 264H81V263H80ZM83 264H84V262H83ZM88 264H89V263H88ZM90 264H91V262H90ZM112 264H114V262H113ZM122 264H123V263H122ZM124 264H125V263H124ZM133 264H134V262H133ZM142 264H143V261H142ZM169 264H170V263H169ZM199 264H200V263H199ZM204 264H205V262H204ZM208 264H209V263H208Z\"/></svg>",
  "mask_w": 264,
  "mask_h": 264
}]
</instances>
